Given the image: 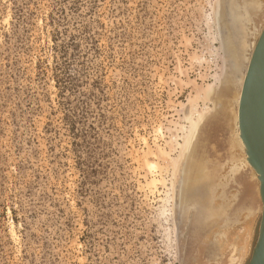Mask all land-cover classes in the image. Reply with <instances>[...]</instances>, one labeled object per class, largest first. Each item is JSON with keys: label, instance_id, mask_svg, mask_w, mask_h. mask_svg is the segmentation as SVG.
<instances>
[{"label": "rangeland", "instance_id": "1", "mask_svg": "<svg viewBox=\"0 0 264 264\" xmlns=\"http://www.w3.org/2000/svg\"><path fill=\"white\" fill-rule=\"evenodd\" d=\"M249 1L234 71L223 0H0V264H247Z\"/></svg>", "mask_w": 264, "mask_h": 264}, {"label": "water", "instance_id": "2", "mask_svg": "<svg viewBox=\"0 0 264 264\" xmlns=\"http://www.w3.org/2000/svg\"><path fill=\"white\" fill-rule=\"evenodd\" d=\"M234 1L236 27L241 29L251 19L250 1ZM241 91L240 136L248 162L260 176L263 203L258 237L247 264H264V26L252 51Z\"/></svg>", "mask_w": 264, "mask_h": 264}, {"label": "bare ground", "instance_id": "3", "mask_svg": "<svg viewBox=\"0 0 264 264\" xmlns=\"http://www.w3.org/2000/svg\"><path fill=\"white\" fill-rule=\"evenodd\" d=\"M224 1V4H225V7H226V12H225V14H224V16H223V18L226 20L225 21V23H226V25H227V29H226V34L228 35V33L230 34V38H231V43L232 44H234L235 46H233L232 48L230 47L231 45H229V47H228V45H227V42L228 41H226V39H227V37L224 39L225 40V45L227 46V49H228V53L230 54V56L233 54V56L231 57V61H232V65H233V70L234 71H238V69H239V63H240V58H241V56H239L238 57V51H241L242 52V54H244V52H245V49H246V47H247V43H246V32L244 31V26L241 28V29H239V28H237L236 27V19H235V15H234V10H233V6H235V1L234 0H223ZM232 7V8H231ZM221 18H222V16H221ZM229 22V23H228ZM229 30H230V32H229ZM229 37V36H228ZM236 42V43H235ZM232 49V50H231ZM229 50H231L230 52H229ZM241 54V55H242ZM243 57V56H242ZM248 65H249V63H248ZM247 69H248V67H247ZM246 72H247V70H246ZM246 72H245V75H244V78L242 79V83H241V90H242V87H243V83H244V79H245V76H246ZM236 78V74H234V79ZM242 92V91H241ZM241 92H240V94H239V96H238V99H237V111H236V115L235 116H233L234 117V119H235V121H236V125H238L239 126V131H237L238 133V137H239V141H241V143L240 144H242L243 146H245L244 145V143H243V140H242V138H241V136H240V124H239V116H240V101H241ZM231 104V103H230ZM228 109V108H227ZM230 113V112H229ZM232 116V115H231ZM198 123H195V124H192V129H193V133H194V131L196 130V127H198V125H197ZM237 129V130H238ZM242 146V147H243ZM246 154V153H245ZM245 160H246V162H247V164L248 165H250V163L248 162V156H246L245 157ZM251 166V165H250ZM253 169V170H252ZM208 170V169H207ZM251 170L252 171H254V174H255V176L258 178V182H259V189H260V186H261V182H260V179H259V174L254 170V168L251 166ZM190 172V171H189ZM207 173V175H208V172H206ZM189 174V173H188ZM211 174V173H210ZM203 176H204V174H202ZM202 175H201V177H202ZM188 176L186 175V177L184 178V182H185V185H186V182H190L191 181V179L192 178H187ZM237 178H238V176H237ZM212 180V179H211ZM188 183H187V185H188ZM187 188V187H186ZM190 188V187H189ZM212 190V189H211ZM188 194H189V192H187ZM191 193V192H190ZM192 195H194V193L192 194ZM212 195H214V192H213V194ZM186 197V196H185ZM190 198V197H189ZM192 198V197H191ZM262 199V198H261ZM190 201V200H189ZM185 202H187V201H185ZM189 203V202H188ZM194 210V209H193ZM220 213H221V210H217V209H210L209 210V214H210V216L211 215H220ZM195 214V213H194ZM192 217V216H191ZM215 218V217H214ZM213 219V218H212ZM247 224V223H246ZM260 227V226H259ZM250 230V229H249ZM223 232V231H222ZM246 232H247V229H246ZM250 232H251V230H250ZM223 233H225V232H223ZM222 233V234H223ZM247 234H250V236H251V233H247ZM248 236V235H247ZM221 237H223V236H221ZM220 238V237H219ZM218 238V239H219ZM222 239H220V241H221ZM243 241V240H242ZM240 247V246H239ZM244 248V247H243ZM246 251H247V244L245 245V248H244V250H243V252H242V256H241V261H242V259L244 258V256H245V254H246ZM241 253V252H240ZM239 262L238 264H242V262ZM231 262V261H230Z\"/></svg>", "mask_w": 264, "mask_h": 264}]
</instances>
